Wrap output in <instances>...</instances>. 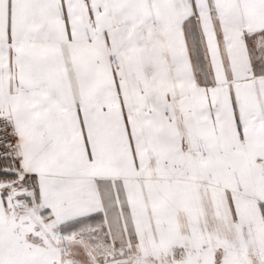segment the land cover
I'll return each mask as SVG.
<instances>
[{"label":"snow or ice","instance_id":"1","mask_svg":"<svg viewBox=\"0 0 264 264\" xmlns=\"http://www.w3.org/2000/svg\"><path fill=\"white\" fill-rule=\"evenodd\" d=\"M0 264H264V0H0Z\"/></svg>","mask_w":264,"mask_h":264}]
</instances>
